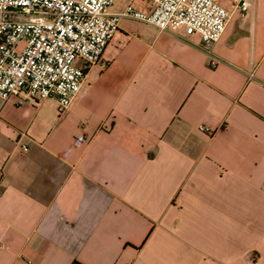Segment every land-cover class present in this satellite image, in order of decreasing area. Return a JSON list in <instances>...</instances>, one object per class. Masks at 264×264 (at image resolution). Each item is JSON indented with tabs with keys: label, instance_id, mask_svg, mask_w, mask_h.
I'll return each instance as SVG.
<instances>
[{
	"label": "crops",
	"instance_id": "0c3cea01",
	"mask_svg": "<svg viewBox=\"0 0 264 264\" xmlns=\"http://www.w3.org/2000/svg\"><path fill=\"white\" fill-rule=\"evenodd\" d=\"M246 1H221L209 49L121 19L61 113L0 101V264H264V0Z\"/></svg>",
	"mask_w": 264,
	"mask_h": 264
},
{
	"label": "built area",
	"instance_id": "2783aa9c",
	"mask_svg": "<svg viewBox=\"0 0 264 264\" xmlns=\"http://www.w3.org/2000/svg\"><path fill=\"white\" fill-rule=\"evenodd\" d=\"M144 1L147 11L127 3L111 12L114 0H0V101L53 99L58 113L66 110L121 19L196 34L209 49L231 15L222 0ZM225 1L240 14L248 7L246 0Z\"/></svg>",
	"mask_w": 264,
	"mask_h": 264
},
{
	"label": "rangeland",
	"instance_id": "374dc122",
	"mask_svg": "<svg viewBox=\"0 0 264 264\" xmlns=\"http://www.w3.org/2000/svg\"><path fill=\"white\" fill-rule=\"evenodd\" d=\"M141 1H142V0H135V3H142ZM123 3H124L123 1H117V2H116V5H117L118 7H121ZM135 3L132 4V6H133L134 8H136V9L140 10V9H139V8H140L139 6L142 7V4H137V5H139V6H136ZM123 6H124V5H123ZM123 6H122V7H123Z\"/></svg>",
	"mask_w": 264,
	"mask_h": 264
}]
</instances>
